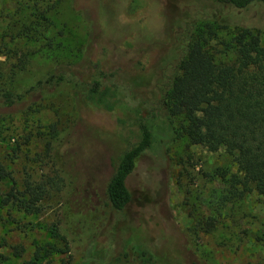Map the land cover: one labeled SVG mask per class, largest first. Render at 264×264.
Returning <instances> with one entry per match:
<instances>
[{
	"label": "rangeland",
	"instance_id": "1",
	"mask_svg": "<svg viewBox=\"0 0 264 264\" xmlns=\"http://www.w3.org/2000/svg\"><path fill=\"white\" fill-rule=\"evenodd\" d=\"M206 9V0H0V82L21 91L57 67L85 78L96 66L132 83L133 95L151 103L155 81L176 56L180 27ZM242 15L264 26L260 9ZM42 18L51 25L35 27ZM23 24L30 33H22ZM70 88L61 83L36 93L28 111L0 116V160L10 174L19 183L38 181L58 168L62 185L50 190L39 213L0 207V264H23L36 246L60 249L64 242L67 253L51 254V264H79L88 241L113 255L124 249L128 261L112 264H140L132 243L182 264H264V192L229 186L236 167L222 148L176 137L163 159L147 153L126 178L130 191L146 193L144 203L124 212L99 209L110 159L132 142L118 122L127 112L83 105ZM182 123L181 116L173 119L174 127ZM61 170L75 185H87L98 207L91 227L74 235L60 213L68 191Z\"/></svg>",
	"mask_w": 264,
	"mask_h": 264
},
{
	"label": "trees",
	"instance_id": "2",
	"mask_svg": "<svg viewBox=\"0 0 264 264\" xmlns=\"http://www.w3.org/2000/svg\"><path fill=\"white\" fill-rule=\"evenodd\" d=\"M206 3L207 9L197 12L195 17L205 20L202 26L193 19L180 27L176 56L155 81L157 97L151 103L136 98L131 92L132 83L120 82L112 71L95 66L89 76L82 78L57 67L21 91H13L0 82V116L14 109L28 111L36 93L61 83L69 84L72 97L83 105L105 111L125 110L126 119L118 122L128 127L132 142L110 159L104 202L99 209L108 207L124 212L131 204L144 203L146 193L130 191L126 178L147 153L163 159L167 144L179 136L210 151L222 148L236 167L228 178L231 188L264 192V26L248 22L242 15L251 7L264 12V0H206ZM43 20H37L35 27L51 25ZM32 29L30 24H23L22 33H30ZM13 73L9 72L8 79ZM1 75L0 70V78ZM178 116L183 123L174 127L173 119ZM50 171L53 175L44 174L38 181L26 179L19 183L0 160V207H13L24 214L41 212L50 190L62 189L57 174L60 170ZM69 173L65 175L68 191L61 200L60 213L67 231L74 235L91 227L93 211L98 207L90 201L87 185H75ZM5 182H8L6 189ZM56 231L53 224L50 232ZM63 246L60 249L36 246L31 258L23 264H51V254L67 253L66 242ZM130 247L134 260L140 264H182L141 247V243H132ZM94 248L90 241L86 243L79 264L128 261L124 249L113 255L106 249ZM20 252L13 249L15 255Z\"/></svg>",
	"mask_w": 264,
	"mask_h": 264
}]
</instances>
